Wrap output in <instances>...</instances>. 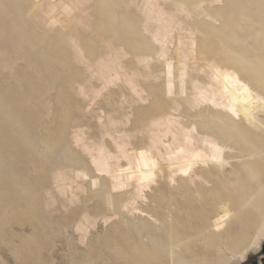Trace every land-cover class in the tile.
Instances as JSON below:
<instances>
[{
    "label": "bare ground",
    "instance_id": "bare-ground-1",
    "mask_svg": "<svg viewBox=\"0 0 264 264\" xmlns=\"http://www.w3.org/2000/svg\"><path fill=\"white\" fill-rule=\"evenodd\" d=\"M28 1L31 3H27V0L26 2L24 0H0V19L3 17L6 19L13 18L14 21L16 19L20 22L18 18L21 20L25 15H23L21 11L25 6H28L30 8L27 14L33 13V20L45 34L51 31L61 34L60 42L68 47L69 51H71L72 58L82 66L84 71L83 77L81 79L78 77V80L75 81L74 84V89H76L75 92L83 99L89 101H87V106L84 107V115L82 114L83 118L88 115L87 113L91 112L90 110L96 99L103 96L105 93L104 91H108L110 87L113 86H118L120 88V107L127 102L128 98L132 99V105L133 102L147 104L150 101V97L158 92L157 90L153 94V91L147 87L153 88L156 84L158 85L161 77L166 73L167 82L161 83L162 86H159V95H161L158 98L159 102L157 101L158 105L156 104L153 110H150L148 107L150 111L147 109L148 112L146 116H142L143 118L141 117L142 119L139 122L137 121L129 125L130 115L128 112H123V115H120L122 117H117L115 116L117 109L108 113L101 110L100 113L96 115L97 128L92 134L85 130L86 125L84 127V125L78 121L79 119L77 120L78 122L74 121L76 123L73 124L69 131L71 150L72 152L78 150L86 161L80 162L72 160V163H65L62 160L64 163L56 164L52 170V175H54L53 182L57 191L67 196L70 202H74L75 198L78 196L77 191H84L87 186H89V191L92 187L99 188V192L105 197L106 206L108 205L111 207L115 205L116 201L114 194L124 192L123 200L120 205L121 208L127 209L126 213L128 210L136 214L138 213L140 215L139 219L145 224H150L157 228L158 223H160L158 222L159 219L153 218L154 215L152 217L151 214L146 211L147 207H145L146 209L142 208L141 203L147 198L146 192L149 190L152 191V186L158 183L157 180L159 178L169 183L176 182L178 178L182 180L185 179L190 182L188 183L190 187L191 185L197 186L198 181H200L201 184L207 181L205 175L201 171L204 166H212L215 169H222L221 171H223V168L230 163V158L240 157L247 161L255 160V162L252 163L248 162L249 164L245 169L247 172H252L254 164H258L259 161L262 162L264 160V91L252 82V80L255 79L252 78L254 75L253 67H245L244 65L234 66L230 64L229 62L231 61L228 62L229 59H227L232 57L226 58L222 55V57H219L220 55L218 57L215 55H204L202 50L198 48L197 41L195 42L194 40L197 35L205 38L209 34L207 31L208 28H206V30L199 28V22H205L211 26L217 24V21H220L219 24H221L222 20L220 16L222 15H220V10L228 8L226 3L227 0H192L190 2H188L189 0H122V3L121 0H117L118 2L120 1L119 3L121 4L118 3L107 11L98 6V0ZM240 3L244 5L243 2ZM253 3H255L254 0L252 4ZM10 4L14 5V13L13 11L9 12L6 10ZM249 4L247 3V5ZM119 6L124 10V16L132 17V15H134L130 13L131 8L136 11V26L140 29L139 32L146 41L143 45L144 48H141H146L144 51L131 52L121 38V41H112L114 35L123 37L125 34L123 30H120L121 28L119 29L116 17ZM244 8L246 10V7ZM98 17L105 18L104 31L97 30L94 25V20ZM63 20L65 21L64 23ZM27 21L26 19V22ZM194 21H196V24ZM21 22L19 25L15 26L14 30L21 36L22 39H20V42L26 43L27 40H23L25 38L24 33L26 28L23 27V23L21 24ZM238 22L239 21H237V23ZM204 27L207 26L205 25ZM243 28L246 30L245 27ZM94 32L96 38L99 40V45L94 55L90 56L83 44L81 36L90 35ZM252 34L253 33H251V36ZM221 35L224 37L225 34ZM233 38L234 37H224V43H228L229 45L234 43L235 41ZM39 40L42 41L43 39L40 38ZM246 40L247 36L241 38L237 43L242 45ZM17 41H19V39H17ZM31 42L32 40L29 41L30 44H32ZM127 45L130 46L129 44ZM21 49L22 46L20 45L17 50ZM149 49H151V52H149ZM225 50L230 52V49L228 50L225 48ZM57 54L51 55L49 63L45 64V66L47 65V70L50 72L52 68L56 69L54 63H59ZM230 54L231 53H229V56ZM126 59H130V65L126 64ZM153 63L159 64V68L155 69ZM172 64L178 65L180 70L173 73L171 69L173 68ZM81 66L79 68H81ZM45 81H47V79ZM255 82L264 89V79L261 80L260 78H256ZM130 101H128L129 105L132 106ZM75 119L76 118H74V120ZM20 128H17V130ZM20 134L22 135V133ZM68 146L69 145H66V147ZM73 153L69 155L71 156ZM76 153L77 151L74 154L75 157H77ZM232 163H236V161ZM249 177H251L250 174ZM87 182L88 185H86ZM244 184H246V182ZM223 185L225 186V184ZM173 196L175 197V195ZM241 198H243V196ZM263 198L261 197L259 199L263 200ZM239 199L240 198H238V200ZM75 201L77 202V200ZM251 201H253V199ZM217 204L218 208L216 209L218 213L213 216L208 224L198 219V221H196L197 226L195 224L196 227L189 231H185V234L178 237L176 240H173L172 236H170L171 238L168 243H160L159 240H150L151 244L149 240L148 242L144 240L142 243L140 242L136 251L137 256L135 264H164L166 262V257H168L170 264H244L252 255L260 254L264 249V203L259 210L261 212L259 221L256 225L254 226L248 223L249 226H246V228H252V230H245V232L252 231V233L249 234V239L244 237L246 233L244 234L242 228V230H239L240 232L238 230L234 231L235 233L229 232V225L234 217H237V220L242 223L248 220L247 217L243 216L244 212L242 211L241 205L235 209V212L231 209L227 198L220 199ZM202 205L203 206H199L197 210L195 209L197 212H200L201 215L203 207H205V204ZM52 207L54 206L52 205ZM208 207L210 208V205H208ZM112 209L109 211L112 212ZM114 210L115 209H113V212ZM88 216L84 214V217H82L83 219L78 222L79 224L76 223L78 226L75 224L77 226L75 228L78 230L76 231H80L84 236L87 234L88 226L86 223L89 222ZM114 217L115 215L113 218ZM103 220L105 221V219ZM125 223H127V220ZM91 224L90 222L89 225ZM104 224L106 223L104 222ZM167 224L168 223H165L163 225L167 226ZM192 225L193 224H191V226ZM240 225L241 224L238 226ZM131 230L134 231L133 229ZM114 233L117 236L120 232H117L118 234L116 232ZM134 235L136 236V234ZM123 236L122 234L121 237ZM130 236L132 235L130 234ZM137 237L139 239L140 234ZM145 237L149 238V236ZM126 238L125 236V241L128 240ZM79 239H83L84 241V238ZM164 240L163 238V241ZM129 242L130 241H128V243ZM132 242L130 246L134 247V241ZM82 243L83 242L80 244ZM91 243H89V245ZM122 246V249L125 248L124 244ZM116 247H113L114 253ZM125 249L127 250V248ZM125 249H123L124 252H127ZM133 251L135 252L134 249ZM183 251L191 253V256H183ZM129 252L128 255H135L133 254L134 252L132 253L131 251L130 254ZM128 257L130 256H127V258ZM132 257V261H129L130 259H124L122 262H127V264L128 261L130 264L132 262L134 263L135 256Z\"/></svg>",
    "mask_w": 264,
    "mask_h": 264
},
{
    "label": "rangeland",
    "instance_id": "rangeland-1",
    "mask_svg": "<svg viewBox=\"0 0 264 264\" xmlns=\"http://www.w3.org/2000/svg\"><path fill=\"white\" fill-rule=\"evenodd\" d=\"M24 1L26 2V0ZM98 1V6L105 11L120 2L117 0H115L116 2L114 0ZM190 1L192 0H189L188 2ZM28 2L30 1L27 0V3ZM240 2H243L244 5H242ZM252 2L253 0H249V2L248 0H227L226 3L228 8L220 10V15H222L220 16V19L222 20L221 24H219L220 21H217L218 23L214 26H211L205 22H199V24L197 23L199 28L205 30L208 28L207 31L209 34L205 38L199 37V35H197L194 40L195 42L197 41L198 48L202 50L204 55H215L217 57L220 55L219 57L223 56L226 58L232 57L227 58L229 59L228 62L231 61L229 62L230 64L234 66L244 65L245 67H253L252 69L254 77L252 76V78H260L263 80L264 0H254L255 3L253 4ZM247 3L250 4L247 5ZM8 6L9 7L6 8V10L9 12L13 11L14 13V5L10 4ZM244 7H246V10ZM29 8L30 7L25 6L21 11L23 12V15L25 14L24 17H22L21 20L18 18L20 22L22 21L21 24L23 23V27L26 28L24 33L25 38L23 39L27 40L26 43L20 42V39L22 38L14 30L15 26L19 25L20 22H18L16 19L15 22L13 18L6 19L3 17L0 19V195L4 193L0 196V200L5 203L4 204L0 201V264H127L125 261L129 259V261H132V256H135L134 263L132 262L135 264L137 256L136 251L140 242L142 243L143 240L148 242L149 240V243L151 244L150 240H159L160 243H168L171 238L170 236H172L173 240H176L178 237L183 236L185 231H189L196 227V221H198V219H201L200 221L208 224L213 216L218 213L216 209L218 208L217 203L223 198H227L233 211H235V209L241 205L242 211L244 212L243 216L247 217L248 219L246 221L247 223H242L237 220V217H234L231 224L229 225V232L235 233L234 231L243 229L242 231L244 234L246 233L244 237L249 239V234H251L252 231L245 232V230H252V228H246V226H249V224L254 226L256 225L260 217L261 211L259 210L261 205L264 203V195H262L264 194V160L262 162L259 161L258 164L253 163V171H248L249 173L247 170H245L249 164L248 162L252 163L255 162V160L247 161L240 157L230 158V163L223 168V171H221L222 169H215L212 166H204L202 167L201 171L205 175L207 181L203 184L198 181L197 186L191 185L190 187L188 185L190 182L186 181L185 179L182 180L178 178L176 182L169 183L164 179L159 178L157 180L158 183L152 186V191L149 190L146 192L147 198L145 201H142V203L140 201L142 208L147 207V209L145 208L146 211L150 213L152 217L154 215L153 218L159 219L158 222L160 223H158L157 228L156 226L145 224L141 219H139L140 215L138 213L136 214L128 210L127 214V209L121 208L120 205L121 201L123 200L124 192L114 194L116 201L115 205L111 207L108 205L106 206L105 197L99 192V188L97 187H92L89 191V186H87L86 189L88 190L84 189V191H77L78 196L75 198L77 202L74 200L75 203L70 202L67 199V196L62 195L57 191L53 182V167L58 163H72V160L80 162L86 161L83 158L84 156H82L78 150H76L78 153H76L77 157L74 155L76 151H73V153L71 150L69 131L73 124L80 121L84 127L86 125L85 130L93 134L97 128L96 115L99 114L101 110L108 113L113 112V110L116 109L117 112H115V116L117 117H122L120 115H123V112L129 113V125L134 124L137 121L139 122L144 116H146L149 108L150 110H153L154 106L156 104L158 105V98L161 95H159V86H162L161 83H166L167 78L165 73L158 82V85L156 84L153 88L147 87L153 91V94L158 90L154 96H151L152 98L150 97V101L147 104L133 102L132 105V99L128 98L127 102L120 107V88L118 86L110 87L108 91H104L105 93L103 96L96 99L92 109L90 110L91 112L89 111L90 113H87L88 115L84 116L83 118L84 107L87 106L89 101L79 96L77 92H75L76 89H74L75 81L78 80V77L79 79L83 77V68L72 58L71 51H69L68 47L60 42L61 34L55 31L47 33L48 35L45 34V32L42 31L33 20V13H29V15L27 14L29 12ZM123 12L124 10L121 6H119L118 11L116 12V17L118 20L119 29L121 28L120 30H123L125 34L123 37L114 35L112 41L124 40L126 47L128 50H131V52L144 51L146 48H141H144L143 45L146 43V41L140 34V29L136 26V11L131 8L130 13L134 14L132 17L124 16ZM26 19L28 20L27 22ZM237 21L239 22L237 23ZM64 22L65 21L63 20V23ZM194 23L196 24V21H194ZM94 25L97 30L104 31L105 18H96L94 20ZM205 25L207 27H204ZM243 27H245L246 30H244ZM235 31L237 35L235 34ZM251 33H253L252 36ZM221 34H225L224 37L227 38L234 37L233 39L235 42L230 45L228 43L225 44L224 37ZM45 36L48 38L46 39ZM246 36L247 40L242 43V45L237 43L241 38H245ZM40 38L43 40H39ZM17 39H19V41H17ZM81 39L83 40V44L89 55L93 56L99 45V40L96 38L95 32L91 33L90 35H82ZM31 40L32 44L29 43ZM20 45L22 46V49L17 50ZM223 47L227 48L228 50L230 49V52H227ZM66 50H68L70 53ZM149 52H151V49H149ZM229 53H231L230 56ZM53 54H57V60L59 63H54L56 69L52 68L50 72L47 70V65L45 66V64L49 63L51 55ZM129 60L126 61L127 65H130ZM80 66L82 69L79 68ZM153 66L155 69L159 68V64L157 63H153ZM172 67L173 68L171 69L173 73L180 70L179 66L176 64H172ZM46 79L47 81H45ZM255 79H253L252 82L257 85L258 88L264 91V89L255 82ZM128 101H130L132 106L129 105ZM74 118L76 119L74 120ZM17 128L20 129L17 130ZM20 133H22V135ZM35 145L38 146L36 147ZM66 145L69 146L66 147ZM61 152L66 153L62 154ZM70 153H73V155L71 154L72 157L69 155ZM44 155H47L46 158ZM235 161L236 163H232ZM249 174L251 177H249ZM245 182L246 184H244ZM223 184H225V186ZM86 185H88V182ZM173 195H175V197ZM242 196L243 198H241ZM261 197L263 200L259 199ZM238 198L240 199L238 200ZM252 199L253 201H251ZM202 204H205V207H203L204 212L202 211L201 215L200 212H197L196 210L199 206H203ZM52 205L54 207H52ZM208 205H210V208ZM112 208L115 209L114 212ZM110 209H112V212L109 211ZM86 212L89 214V216ZM84 214L89 217V222L86 223L88 229L85 236L82 235L80 231L77 232L78 230L75 228L78 226V222L83 219L82 217H84ZM113 214L115 215L114 218ZM189 214H192L193 217L192 215L190 217ZM103 219H105V221ZM126 220L127 223H125ZM90 222L92 223L91 225H89ZM104 222L106 224H104ZM162 223L168 224L167 226H164ZM191 224L193 225L191 226ZM239 224L243 225L238 226ZM112 230L116 233L120 232L119 234L117 233L118 237ZM122 234L124 235L123 237H121ZM130 234L132 236H130ZM134 234H136V236ZM139 234L140 237L138 239L137 236ZM125 236L127 237L126 239H128L127 241H125ZM145 236H149L150 239ZM79 238H84V241L83 239ZM114 238L115 240L117 238V240L115 241ZM163 238L165 239L164 241ZM128 241L130 242L128 243ZM132 241H134L135 248L130 246V243H133ZM81 242L83 243L80 244ZM112 242H115L114 244L117 247ZM89 243L91 244L89 245ZM120 243L124 244L127 250L125 248L123 249H125L127 252H124V250L121 248L123 247V244ZM113 247L117 248H115V253L113 252ZM132 247L135 252L133 251ZM129 249L132 251V253L134 252L133 254L135 255H128V252L130 251ZM185 252L186 251L182 252L183 256H191V253ZM127 256L130 257L127 258ZM262 256H264L263 252L252 255L250 259L244 264H254L255 261L264 264V259L261 258ZM124 259H127L124 261L125 263L122 262ZM129 261L128 264H130ZM164 264H170L168 257H166V262Z\"/></svg>",
    "mask_w": 264,
    "mask_h": 264
},
{
    "label": "flooded vegetation",
    "instance_id": "flooded-vegetation-1",
    "mask_svg": "<svg viewBox=\"0 0 264 264\" xmlns=\"http://www.w3.org/2000/svg\"><path fill=\"white\" fill-rule=\"evenodd\" d=\"M262 252L264 253V249L262 250ZM261 252V253H262ZM261 258H263L264 259V256H262ZM264 263V262H263ZM254 264H261V263H259L258 261H255V263Z\"/></svg>",
    "mask_w": 264,
    "mask_h": 264
}]
</instances>
